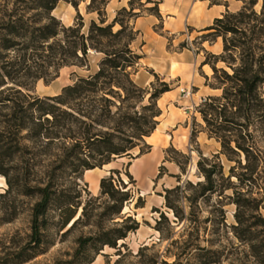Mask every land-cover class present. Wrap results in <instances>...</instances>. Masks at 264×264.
I'll list each match as a JSON object with an SVG mask.
<instances>
[{
    "label": "trees",
    "instance_id": "16d2710c",
    "mask_svg": "<svg viewBox=\"0 0 264 264\" xmlns=\"http://www.w3.org/2000/svg\"><path fill=\"white\" fill-rule=\"evenodd\" d=\"M19 1L21 4L11 10L0 31V109L8 108L12 112L6 115L8 118L0 134V157L14 159L24 131L35 144L60 137V130L64 128L59 119L61 116L84 124V119L90 120L91 126L100 127L71 138L73 150L96 153L100 157L96 164L84 162L86 170L103 168L114 157L130 155L129 152L144 138L154 133L158 124L156 119L161 115L157 101L168 92L165 83H161V89L146 92L131 80L128 72L142 58L131 47L139 33L130 25L133 19L140 17L135 13L134 1L142 0H130V8L120 9L110 23L105 18V8L110 0H100L99 6L98 0H91L88 12H97L99 23L92 20L87 33L83 31L85 23L80 14V22L69 27L52 15L61 0ZM64 1L76 9L79 7L76 0ZM235 1L242 3L240 9L226 10L203 29L208 33L202 36L203 41L211 39V42L220 38L222 45L219 55H210L212 62L205 60L203 63L209 64L213 73L214 82L209 87L219 90L220 94L208 96L197 109L204 124L203 132L220 144V151L212 157L199 156L196 171L201 181H185L166 189L163 198L174 222L182 224L183 232L193 238L184 240V246L199 239L202 223L211 226L212 235L220 228L229 227L235 238L248 245L255 261L264 264V219L259 214L261 200L252 198L253 191L258 189L255 183L258 169L264 164V0ZM160 2L145 0L139 7L153 3L144 10L161 20ZM32 12L35 14L28 17ZM118 25L120 29L115 31ZM90 50L104 54L99 70L87 78L79 77L57 96L40 98L23 94L17 87H5L7 82L27 88L25 82L55 80L60 70L69 66L89 68ZM218 63L224 67L217 68ZM6 92L12 94L4 97ZM147 95V104L140 106L139 111L137 104ZM74 102L78 103L77 107ZM12 134L18 140L4 143L3 137ZM194 138L192 131L190 140ZM143 154L140 150L138 157ZM221 155L234 162L228 176H224ZM0 174L3 173L0 171ZM114 174H120V171L111 170L109 176L102 178L101 196L90 197L84 205L79 200L80 194L74 196L58 190L53 178L35 186L17 185L7 178L9 187L0 197L15 194L37 199L31 209L28 246L17 254L15 264H24L45 251L54 210L58 212L60 230L70 225L66 233L81 223L94 228L87 236L78 238L73 258L63 264H92L105 247L119 249V243L136 232L140 223L130 215L122 216L125 205L133 202V196L130 190L122 191L115 185ZM4 175L8 177L7 173ZM229 190L232 195L225 194ZM105 197L106 200L100 203ZM225 199L235 206V225L225 224ZM200 203L210 209L209 216L202 221L198 217L202 209ZM118 218L121 221L113 222L111 226L103 223ZM162 222L169 223L164 213H160L155 225L159 232ZM27 249L32 252L24 256Z\"/></svg>",
    "mask_w": 264,
    "mask_h": 264
},
{
    "label": "rangeland",
    "instance_id": "374dc122",
    "mask_svg": "<svg viewBox=\"0 0 264 264\" xmlns=\"http://www.w3.org/2000/svg\"><path fill=\"white\" fill-rule=\"evenodd\" d=\"M76 1L79 2L78 9L64 0L59 1L52 15L64 26L69 27L80 22V14L85 23L83 31L87 33L92 20L99 23V15L97 12H88L87 8L91 0ZM200 1H206V7L203 9L205 14L206 10L213 5H221V14L226 10L235 12L242 5L235 0H175V7L171 10L173 14L169 16L170 18L166 17L164 23L161 18L153 27L154 31L166 40L165 52L162 56L152 55L145 49L147 52L144 53L146 56H154L153 66L160 73L157 74L151 68L141 65V61L134 68L128 69L131 80L142 90L150 92L154 88L161 89V83H165L168 92L162 94L157 101L161 115L156 119L158 124L153 131L154 136L150 140L144 138L138 147L129 152L130 155L122 158L114 157L110 165L96 168V172L102 169L101 174L104 177L109 176L111 170L120 171V174H114L115 185L122 191L130 190L133 196V202L125 205L122 216H132L140 223V228L130 233L126 240L121 241L118 245L119 249L105 247L99 255L95 256L92 264H259L250 255L248 245L235 238L229 227L220 228L218 233L212 235L211 226L202 223L199 239L191 240L189 246H184V240L193 238L183 232L182 224L174 222V217L164 205L163 195L166 189H171L185 181L196 183L202 180L196 171L199 156L212 157L220 151V144L214 138L209 139L203 132L204 124L197 112L199 105L208 96L220 94L219 90L210 91L209 84L214 82L213 73L210 65L203 63L205 60L212 62L210 55H219L222 51L220 38L215 40L218 42L217 45L214 44L215 41L211 42V39L208 41L202 39V36L208 33L203 29L210 26L215 18L205 17L202 20L193 18L194 11L200 6L198 3ZM99 3L100 0L97 6L100 5ZM140 3H145V0L134 1L135 13H139L140 17H146L148 14L144 8L152 7L153 3L146 4L144 8L139 7ZM20 4L19 0H0V31L2 23L8 20V14ZM180 8L183 12L179 10ZM258 8L257 6L256 9ZM119 10L116 11L114 18ZM110 12L112 14V10ZM34 14L32 12L27 16L31 17ZM135 20L133 19L130 24L133 27ZM119 29L118 25L114 30ZM143 44V39L137 36L131 46L142 57L140 51ZM103 58V53L90 50L89 68L69 66L61 69L59 77L55 80H49L51 79L49 78L48 81L25 82L27 88H20L12 82H7L5 87H17L22 89L23 94H32L40 98L54 97L61 94L64 87L73 85L79 77L87 78L95 74ZM149 63L146 62V65ZM216 67L222 68L224 65L218 63ZM139 71H142V74L150 81H141L137 75ZM181 79L182 82H180ZM10 94L12 93L6 92L4 97ZM147 98L148 95L142 103L137 104L139 111L140 106L147 104ZM73 105L77 107L78 103L74 102ZM115 111L116 108L113 107V112ZM11 113L8 108L0 109V134L8 118L6 115ZM61 117L59 119L64 128L60 130V137L51 141L41 140L35 144L27 137V131H24L20 135V149L14 159L0 157V171L3 173L0 174V194H4L9 187L7 178L17 185L28 183L32 186L53 178L58 190L74 196L80 194L79 200L82 205L90 197L101 196V190L97 195H93L94 177H89V181L86 178V172L89 170L83 166L84 162L96 164L100 158L99 155L87 152L82 154L80 149H72L74 136L88 129L95 131L100 127L91 126L90 120L84 119L86 121L84 124L69 117ZM69 128H72V131H69ZM192 131L195 132V138L191 141ZM3 138L6 144L18 140L14 134ZM150 144L155 147L151 153H149L151 147L149 149L146 147L151 146ZM140 150L144 154L138 157ZM220 162L224 176H228L229 168L234 165V162L227 161L222 155ZM258 172L255 182L258 189L253 191L252 198L261 200L259 214L264 219V164L260 165ZM4 173H7L8 177ZM232 180L235 182L234 178ZM225 194L232 195V192L229 190ZM36 200V198L15 194L0 197V264H15L17 254L27 248L31 234V209ZM105 200L106 197L102 198L100 203ZM229 202L225 199L223 203L227 226L236 224L233 217L235 206ZM200 205L202 209L198 217L202 221L209 216L210 209L201 203ZM98 211L102 212V209ZM160 213L165 214L169 223L162 222L159 232L155 225L160 219ZM50 218L51 226L47 231L48 243L44 248L45 251L24 264H63L73 258L78 247V238L87 236L94 230L92 226H84L85 224L81 223L66 233L70 225L60 230L57 211H52ZM117 221H121V218L103 223L111 226ZM172 242L175 243L172 244ZM118 250H121V253H118ZM26 252L24 256L32 251L27 249Z\"/></svg>",
    "mask_w": 264,
    "mask_h": 264
},
{
    "label": "crops",
    "instance_id": "0c3cea01",
    "mask_svg": "<svg viewBox=\"0 0 264 264\" xmlns=\"http://www.w3.org/2000/svg\"><path fill=\"white\" fill-rule=\"evenodd\" d=\"M129 2H130V0H110L109 4L107 6L108 22L112 21L117 10L122 9V8H128ZM174 2H175V0H161V2L158 4V10H159V13L161 15V18L163 19V23H164V19L166 17L170 18L169 16L173 14V12H171V10L174 9V7H175ZM198 3L200 4V6L193 13L194 19L202 20L205 17H208V19H214V18L220 17V14L222 13V11L220 9L221 5H213L212 7H209L206 10V14H205L203 9L206 7V1H200ZM110 10H112V14H111ZM179 10H181V8ZM179 10L177 12H179ZM181 11L183 12V9ZM157 23H158V19L155 16L147 15L146 17L137 18L134 21V27H135V30L138 31V33H139L138 38L141 37V39H143V43H144L142 45L141 51H140L141 54L143 55V57L140 59V61L142 62L141 65H143L145 67H149L153 71H155V73L159 74L160 72H158V70H156V68L153 66L154 65L153 62L155 61V58L152 55H159V56L161 55L162 56L163 52H165L164 48H165V41L166 40L163 36L158 35L154 31L153 27L155 25H157ZM165 24H167L166 20H165ZM165 30H166V28H165ZM214 44L217 45L218 42L215 41ZM221 47H222V45L220 44V48ZM145 49L147 51H149L150 53H152V55L146 56L145 54L147 51ZM146 62H150L151 64L149 63L146 65ZM142 73H143L142 71H139L137 74L138 77H140V80L143 82L150 81L149 78ZM182 81L183 80L181 79L180 82H182ZM210 91L216 92L218 90L210 89ZM152 135H153V133L145 139H150L152 137ZM150 147H151V151L149 153H151L155 149V147L153 145H151ZM149 153H147V154H149ZM110 164H108V165H110ZM108 165H105L104 167H106ZM98 170H99V172H96V169L89 170L86 172V178L88 180H89V177H94V183H95L94 188L95 189L92 187L93 195H97L98 191L100 190V179L104 177L101 174L102 169H98Z\"/></svg>",
    "mask_w": 264,
    "mask_h": 264
}]
</instances>
